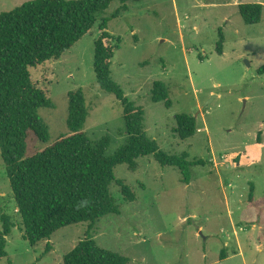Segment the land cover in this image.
Instances as JSON below:
<instances>
[{
    "label": "rangeland",
    "instance_id": "obj_1",
    "mask_svg": "<svg viewBox=\"0 0 264 264\" xmlns=\"http://www.w3.org/2000/svg\"><path fill=\"white\" fill-rule=\"evenodd\" d=\"M27 1L0 0V14ZM240 3L264 0H130L129 10L119 15L121 3L114 0L69 51L30 68L55 106L39 111L50 140L31 133L27 156L69 134V93L80 88L90 112L84 131L93 140L110 135L113 154L128 137L123 106L101 89L94 70L101 19H108L117 47L113 79L145 109L147 135L169 154L187 152L190 161L207 163L191 167L189 183L178 167L162 166L153 155L141 156L136 171L120 164L116 176L136 193L135 201L127 202L113 183L120 214L62 227L32 246L23 236L0 154V215L9 214L16 225L0 264H64L65 254L89 235L129 257L128 264H264V209L249 200L252 186L254 201L264 198V74L258 73L264 64V10L261 22L246 24ZM221 30L223 55L217 53ZM157 80L169 87L170 108L152 99ZM179 113L196 116L193 137L175 133ZM223 250L227 257L221 259Z\"/></svg>",
    "mask_w": 264,
    "mask_h": 264
},
{
    "label": "trees",
    "instance_id": "obj_2",
    "mask_svg": "<svg viewBox=\"0 0 264 264\" xmlns=\"http://www.w3.org/2000/svg\"><path fill=\"white\" fill-rule=\"evenodd\" d=\"M114 0H29L0 14V154L4 161L13 197L22 219L24 238L32 245L50 240L62 227L95 222L108 214H120L121 204L112 192L120 186L127 202L137 199L136 193L115 169L127 164L136 171L141 156L153 155L162 166L178 167L183 182L189 183L191 167L205 165L204 159L190 161L187 152L169 154L147 135L145 109L136 105L113 79L112 61L117 47L108 30V19L102 18L100 35L95 41L94 70L101 89L114 94L123 106L127 141L109 154L111 136L93 140L85 131L89 109L83 89L69 93L67 126L69 134L53 144L27 156L31 133L41 141L50 140L48 125L41 117L42 108L55 105L47 93L33 80L31 67L59 59L83 36L90 33L100 16ZM130 0H119L115 15L129 10ZM239 12L246 24L263 20L262 3H240ZM225 36L220 31L217 53L224 54ZM264 74V64L258 69ZM152 99L163 101L170 108L173 100L164 81L153 84ZM175 133L181 139L193 137L197 118L192 114L176 115ZM251 204L264 209V198ZM0 263L7 256V237L16 226L7 213L0 215ZM51 249L48 242L46 251ZM221 259L226 252H221ZM40 259L42 257H39ZM38 259V260H40ZM64 264H128L129 257L101 247L91 235L82 239L65 254ZM36 264V263H34Z\"/></svg>",
    "mask_w": 264,
    "mask_h": 264
}]
</instances>
